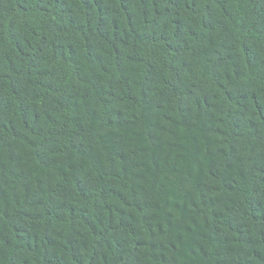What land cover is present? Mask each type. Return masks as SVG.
<instances>
[{
  "label": "trees",
  "instance_id": "1",
  "mask_svg": "<svg viewBox=\"0 0 264 264\" xmlns=\"http://www.w3.org/2000/svg\"><path fill=\"white\" fill-rule=\"evenodd\" d=\"M0 264H264V0H0Z\"/></svg>",
  "mask_w": 264,
  "mask_h": 264
}]
</instances>
